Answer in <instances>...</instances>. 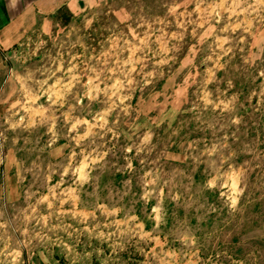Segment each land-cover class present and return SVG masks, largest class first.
<instances>
[{"label":"rangeland","instance_id":"374dc122","mask_svg":"<svg viewBox=\"0 0 264 264\" xmlns=\"http://www.w3.org/2000/svg\"><path fill=\"white\" fill-rule=\"evenodd\" d=\"M14 9L0 264H264V0Z\"/></svg>","mask_w":264,"mask_h":264},{"label":"crops","instance_id":"0c3cea01","mask_svg":"<svg viewBox=\"0 0 264 264\" xmlns=\"http://www.w3.org/2000/svg\"><path fill=\"white\" fill-rule=\"evenodd\" d=\"M5 4H9V5H13L14 7H17L18 9H14L12 12L10 11V13H8V18H7V23L6 26L4 25V28L9 27V25H11L12 23L15 22H26L29 19H33L35 16V9L34 11H29L28 12V7L29 5H37L39 3L42 4H50L53 2V0H4ZM13 8V7H12ZM28 16H30L31 18H28ZM34 16V17H33ZM21 26V25H20ZM21 28V27H19ZM19 29L16 30V32Z\"/></svg>","mask_w":264,"mask_h":264}]
</instances>
